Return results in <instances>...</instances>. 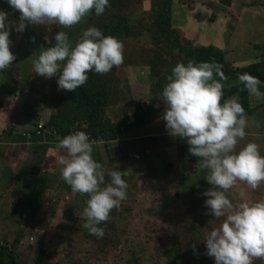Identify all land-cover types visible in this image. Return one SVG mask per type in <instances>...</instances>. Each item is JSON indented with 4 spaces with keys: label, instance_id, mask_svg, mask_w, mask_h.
<instances>
[{
    "label": "crops",
    "instance_id": "1",
    "mask_svg": "<svg viewBox=\"0 0 264 264\" xmlns=\"http://www.w3.org/2000/svg\"><path fill=\"white\" fill-rule=\"evenodd\" d=\"M8 8L6 0H0V10L8 13V20L12 21ZM19 36L20 32L12 30L10 33V51L15 60L0 72V252H5L4 264H139L131 258L123 262L118 245L123 234V219L129 214L126 210H111L109 219L98 225L104 229L103 237L93 239L94 250L87 246L94 236L82 227L85 222L82 212L88 196L72 192L61 178L57 159L62 153L56 145L66 135L48 127L59 109L55 103L58 75L45 79L33 73L32 63L37 56L25 49L27 40L16 41ZM242 62L248 61L232 63L231 68L248 65H237ZM115 83L118 82L115 80ZM130 83L132 85L124 88L129 106L123 110L125 117L116 125L118 129L105 136L88 135L93 144L92 156L105 170V184L110 180L107 171L116 170L125 181L129 177H142L153 185L155 175V178L172 179L173 185L182 190L192 188L187 184L196 180L183 177L191 172L203 173L201 177H205L207 170L201 168L199 158L188 152L184 140L167 134L162 119L163 102L146 97L148 86L141 80L133 79ZM112 89L110 103L121 104V99L126 100L117 92L121 88ZM258 90L264 93V81L258 85ZM141 96L146 101L143 106L139 101ZM234 96L239 97L249 118L246 135L238 141L234 151L254 142L262 154L264 97L250 96L239 81L223 88L221 102ZM141 107L147 112L146 117L136 122V115L142 114ZM40 123L45 129L42 136H37ZM201 181L203 186L208 185L205 179ZM238 186L248 195L255 193L243 182ZM231 189L227 195L235 203L237 190L234 186ZM263 194L260 189L256 191L257 201ZM122 204L123 200L118 207L121 210Z\"/></svg>",
    "mask_w": 264,
    "mask_h": 264
},
{
    "label": "clouds",
    "instance_id": "2",
    "mask_svg": "<svg viewBox=\"0 0 264 264\" xmlns=\"http://www.w3.org/2000/svg\"><path fill=\"white\" fill-rule=\"evenodd\" d=\"M18 10L14 31L23 32L26 25L63 26L70 28L89 12L101 15L109 0H6ZM8 13L0 10V72L15 60L10 51ZM54 43L33 60L32 71L45 79L57 76L58 89L75 91L88 80V73L106 74L124 62V45L115 37L105 36L96 27H88L79 41L70 45L64 31H57ZM61 62L63 66L61 67ZM216 62H178L167 77L159 94L165 105L162 119L169 136L184 140L188 152L206 169L204 179L211 186L202 195L204 206L215 219L224 217L218 228L210 230L203 242L206 255L214 264H252L264 260V200L242 201L234 207L227 193L237 181L255 190L264 182V156L259 146L248 142L234 151L243 140L249 118L234 96L221 102L226 78ZM240 84L250 96L264 97L258 90L259 79L239 74ZM56 148L60 176L72 192L87 194L82 227L89 235L102 238L99 227L109 219L113 208L126 198L127 183L122 173L105 170L93 156V144L87 133L76 131L59 139ZM101 185H104L101 187ZM241 197L244 193H240Z\"/></svg>",
    "mask_w": 264,
    "mask_h": 264
},
{
    "label": "rangeland",
    "instance_id": "3",
    "mask_svg": "<svg viewBox=\"0 0 264 264\" xmlns=\"http://www.w3.org/2000/svg\"><path fill=\"white\" fill-rule=\"evenodd\" d=\"M151 5V0H126L122 6L125 31L123 34L112 37L117 38L124 45V62L117 69L113 67L117 72L114 78L112 76L109 78V81H113V84L115 80L118 82L113 87L121 88L117 92L126 100L121 99V104H116L114 101L109 104L103 117L108 127L118 125L124 120L123 110L129 106L127 100L129 98L124 90L126 85H132L130 82L133 79L141 80V83L148 86L146 97L149 96L148 98L153 101L159 100L157 97L168 82L167 77L171 74V69L178 62L184 61L183 54L177 51L162 55L160 49L154 47L149 39L147 31L151 28V20L148 13ZM8 10L13 22L10 27L11 33L18 22L19 12L11 8ZM171 10L170 26L182 46L197 47L212 44L216 49L226 50L224 54L226 62L232 64L242 60L248 61L239 63L238 66H245L252 61L255 62L256 59L264 61V0H172ZM93 15V12H89L79 23L68 28L70 45L74 46L82 32L90 27L88 18ZM112 15L111 12H106L101 15L102 17L97 16L94 22L98 24L107 20L108 22H104L111 24ZM15 18L17 20H14ZM58 27L60 26L55 24L26 25L16 41L27 40L25 45L28 46L25 49L38 57L41 51L53 44V30ZM99 30L104 34L103 30ZM158 65H163L162 75L153 78L150 74L151 68H154L153 71L156 72ZM62 66L63 62H61ZM133 75L139 76L133 77ZM236 82H238L236 77L222 81L223 85ZM150 89H155L156 96ZM65 92L66 90L63 89L57 90L56 97L64 96ZM55 99L57 102V98ZM142 100L144 103L141 102ZM139 101L143 106L146 102L145 97L141 96ZM56 105L59 104L56 103ZM62 107L64 115L73 112L72 108L66 104H62ZM86 126L88 127L87 122H81L80 127L84 129ZM261 155L264 156V151ZM151 171L156 174L153 170ZM201 175L199 172H191L183 177L187 180H196L191 185L187 184L193 186L188 190H182L180 186L173 185L174 182L168 177L155 178L156 176L153 175V185L142 177L127 179L123 208L122 210L117 208V212L126 210V213H129L123 219V234L118 240L123 262L131 258L139 264H165L168 261L173 263L177 260L182 264H214L213 258L206 255L203 240L210 230L219 227L224 217L215 219L204 203H201L204 200L202 193L211 187L209 184L205 188L202 187L201 180L204 177ZM239 183L240 181H237L234 185L237 190L235 193L237 201L233 203L234 207L242 201H257L256 191L258 189L264 191V183H262V187L260 185V188L254 190V195L243 192L244 196L241 197L243 188L238 186ZM228 198L230 199L229 196ZM261 200H264V194ZM94 238L95 236L86 243L89 249L94 250L92 243ZM199 246H203L204 249H200ZM252 264H264V260L254 259Z\"/></svg>",
    "mask_w": 264,
    "mask_h": 264
},
{
    "label": "trees",
    "instance_id": "4",
    "mask_svg": "<svg viewBox=\"0 0 264 264\" xmlns=\"http://www.w3.org/2000/svg\"><path fill=\"white\" fill-rule=\"evenodd\" d=\"M125 1L126 0H109V6L101 15H104L106 12H111L113 14V17H111V24H106L105 22L108 21L104 19L103 20L105 22L101 21L100 23L95 24V18H97V16H102L95 15L93 12L94 15L91 18H88L89 26L93 25L97 29L103 30V35L105 36L123 34L125 31L123 29L125 26V18L122 15V6L124 5ZM171 1L172 0H151V10L148 13V16L151 20V28H148L147 35L154 47H158L160 49L162 55L177 51L178 53L183 54L184 61L182 63H186L189 59L193 60L194 62H216L222 66L221 70L226 79L233 77L237 78L239 74L248 73L260 81H264V61L261 62L259 59H256L255 62L252 61L246 67L231 68V63L226 62L224 55L226 50L221 51L216 49L212 46V44L209 46L199 45L197 47L182 46L179 43L178 37H175V33L170 26V13L172 11ZM57 31H64L66 34L69 32L68 28L60 26L56 30H53V36ZM80 37L77 38L78 40H76L75 43L79 41ZM52 41L54 43V40ZM255 48L257 47L255 46ZM154 56L158 57L157 54H154ZM162 68L163 65H158L156 72L153 71L154 68H151V76H153V78H158L161 76ZM116 69L113 68L106 74L89 72L88 80L82 86L77 88L75 91L66 90V94L64 96H57L56 103L60 104V106H57V108H59L58 112L49 122L48 127L52 128L59 134L64 132L65 135H68L71 134L72 131L74 133L75 131L79 130L93 136H105L108 134V132L112 133L118 129L116 125L108 127L107 124L104 123L103 119L104 112L111 102L113 90H111V88L114 86L113 81L110 82L109 78L111 76L113 78L115 77L117 72ZM228 86L229 85L224 84V88ZM151 91L153 92V95L156 96L155 89ZM157 98L159 99V97ZM159 101L161 100L159 99ZM62 104H66L67 106L71 107L73 112H69L68 114L64 115ZM140 109L142 114L139 113L136 115V122L146 117L147 112L143 110L142 107ZM81 122H87L88 127L86 126L84 129L83 127H80ZM125 125L126 121L123 123V126ZM202 187L204 188L205 185L203 186L202 184ZM178 236L180 237V235ZM199 248L202 249L203 246H199ZM4 255L5 252H0V264H4Z\"/></svg>",
    "mask_w": 264,
    "mask_h": 264
},
{
    "label": "built area",
    "instance_id": "5",
    "mask_svg": "<svg viewBox=\"0 0 264 264\" xmlns=\"http://www.w3.org/2000/svg\"><path fill=\"white\" fill-rule=\"evenodd\" d=\"M44 125L43 124H38L37 126V136H42V133L44 132ZM31 241L33 240L32 238L30 239Z\"/></svg>",
    "mask_w": 264,
    "mask_h": 264
}]
</instances>
